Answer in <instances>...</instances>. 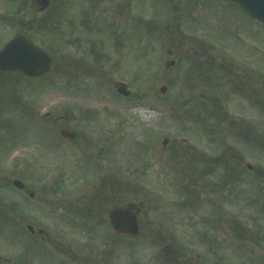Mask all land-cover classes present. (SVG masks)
I'll list each match as a JSON object with an SVG mask.
<instances>
[{
	"label": "rangeland",
	"instance_id": "374dc122",
	"mask_svg": "<svg viewBox=\"0 0 264 264\" xmlns=\"http://www.w3.org/2000/svg\"><path fill=\"white\" fill-rule=\"evenodd\" d=\"M42 15L55 65L0 82V169L27 158L14 174L45 175L57 219L30 234L22 192L0 189V264H264V28L225 0H51ZM53 106L75 110L69 157H22L42 154ZM115 206L137 210L135 237L110 229Z\"/></svg>",
	"mask_w": 264,
	"mask_h": 264
},
{
	"label": "flooded vegetation",
	"instance_id": "af4514ba",
	"mask_svg": "<svg viewBox=\"0 0 264 264\" xmlns=\"http://www.w3.org/2000/svg\"><path fill=\"white\" fill-rule=\"evenodd\" d=\"M26 1H30V9L24 10V6ZM37 0H0V50L3 46L13 39L16 36L23 35L28 40H30L35 45L42 47L39 45L40 41L43 39L44 32H43V24H44V17L42 13L45 10H40L39 6L37 5ZM10 7V8H9ZM55 21L53 22L52 29L56 28V31L59 32V28L57 25H54ZM46 30V27H45ZM51 74V73H50ZM49 73L41 75V76H27L21 71L17 70H0V82L9 80H25L26 82L31 83H39L40 81L44 80L45 77L47 78ZM72 80V79H71ZM71 82V81H70ZM69 82V83H70ZM41 83V82H40ZM74 107H69L68 111L61 110L60 107H50L45 110L42 118L41 127H46L51 130V134L49 138L47 137L46 133H41L42 137L36 139L41 143L40 150L42 151L41 155H31V154H24L21 155L22 157H69V154L72 150V146L76 141V136L78 133H75L71 130V125L73 124L71 120L75 119V110L72 111ZM37 116V115H36ZM62 130H66L68 132H73V138H67L65 136L62 137ZM61 137H59V136ZM32 138V137H30ZM62 141H65L62 143ZM17 155H14L15 157ZM29 160L27 158L21 159L20 163L13 166L10 165L9 170H7L6 174H1L4 172V169H0V189L5 190L8 188L7 193L4 195L3 192V199L6 201V204L9 202V191L13 186V180L19 179L23 182L24 186L17 191L22 192V198L25 200L26 208H23L21 211L20 217L23 218V222L28 226H38L43 225L45 219H57V213L54 206H57L58 200L55 197L56 192H51L50 190L44 189L41 191H37L38 188L41 189L40 182L43 184V178L39 179V171L34 170L33 173L37 176H32L31 172L25 170L23 176L14 174V170L18 167L22 166L23 163H27ZM15 168V169H14ZM22 172V170H21ZM10 176V178H9ZM13 176V177H12ZM21 177H26L27 181V188L26 183L21 179ZM38 179H34L37 178ZM12 178V179H11ZM56 184L59 183L58 180L55 181ZM98 184H96L93 188H97ZM57 187V186H56ZM56 187H53L52 190L55 191ZM51 192V193H50ZM102 200L106 199L104 195H102ZM94 199V197H93ZM98 196L95 198V205H99L98 203ZM14 209H18V206L13 204L11 206ZM117 207V206H115ZM110 211V210H109ZM109 211L107 214V223L109 224ZM11 212V211H10ZM20 212V211H19ZM1 216V215H0ZM86 216V214H85ZM5 222L7 221V217L3 218ZM2 218H0V221ZM35 232H31L30 234H34Z\"/></svg>",
	"mask_w": 264,
	"mask_h": 264
},
{
	"label": "water",
	"instance_id": "95a60500",
	"mask_svg": "<svg viewBox=\"0 0 264 264\" xmlns=\"http://www.w3.org/2000/svg\"><path fill=\"white\" fill-rule=\"evenodd\" d=\"M172 6H175L177 0H168ZM240 6L252 18L264 25V0H231ZM41 8L48 6L49 0H38ZM53 61L43 51L29 43L23 36L15 38L8 43L0 52V68L20 69L26 74L38 75L46 72L52 67ZM172 64V63H171ZM166 87H161L160 92L164 93ZM117 91L123 95H128L125 83H119ZM65 136L72 137L65 130L62 131ZM167 143V139L163 144ZM111 225L120 234L135 235L138 232L137 216L130 209L116 208L110 214ZM31 229V228H30ZM162 252L167 255L170 252L169 247H163ZM11 264H29L24 256H16Z\"/></svg>",
	"mask_w": 264,
	"mask_h": 264
}]
</instances>
